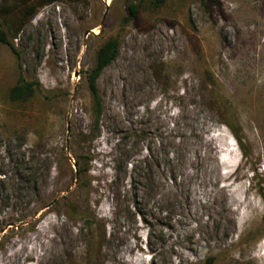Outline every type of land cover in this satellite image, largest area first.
Returning <instances> with one entry per match:
<instances>
[{
	"label": "rangeland",
	"instance_id": "rangeland-1",
	"mask_svg": "<svg viewBox=\"0 0 264 264\" xmlns=\"http://www.w3.org/2000/svg\"><path fill=\"white\" fill-rule=\"evenodd\" d=\"M0 31V264H264V0H0Z\"/></svg>",
	"mask_w": 264,
	"mask_h": 264
},
{
	"label": "trees",
	"instance_id": "trees-1",
	"mask_svg": "<svg viewBox=\"0 0 264 264\" xmlns=\"http://www.w3.org/2000/svg\"><path fill=\"white\" fill-rule=\"evenodd\" d=\"M165 0H152V4L155 7H160L164 4ZM129 11L131 16H135L137 14V7L134 4L129 5ZM0 42L9 46L12 53L17 58L18 62H20L21 56L19 51L14 47V45L7 39L4 31H0ZM120 44L117 39H110L105 42L96 54V62L94 68L87 73V80L90 92L93 97V101L96 108V125L99 124L100 116L102 114V100L97 86V79L100 77L103 70L108 67L119 54ZM39 87L38 82H28L24 78L21 72H19V80L17 85H15L10 91V100L14 102L18 101H26L28 100ZM238 139H241L238 136V133L235 131ZM74 166L76 169V174H86L89 171V163L91 162V158L87 157L85 160L81 156L74 157Z\"/></svg>",
	"mask_w": 264,
	"mask_h": 264
},
{
	"label": "bare ground",
	"instance_id": "bare-ground-1",
	"mask_svg": "<svg viewBox=\"0 0 264 264\" xmlns=\"http://www.w3.org/2000/svg\"><path fill=\"white\" fill-rule=\"evenodd\" d=\"M62 226V225H61ZM50 227H52V226H50ZM59 228V227H58ZM66 229V228H65ZM48 234V233H47ZM39 236V235H38ZM43 237V236H42ZM61 238V237H60ZM60 243V242H59ZM59 245L57 244V241H56V239L54 240V239H49V243H48V245H47V249H48V252L50 253H54V252H57V247H58ZM45 247V246H44ZM43 247V248H44ZM60 247V246H59ZM45 249V248H44ZM59 249V248H58ZM56 254V253H55ZM47 254H46V252L44 253L43 252V254L42 255H39L40 256V260L42 259L43 260V258L45 259V256H46ZM50 255V254H49ZM59 255V254H58ZM57 255V256H58ZM28 258H30V256H28ZM15 264V263H14Z\"/></svg>",
	"mask_w": 264,
	"mask_h": 264
}]
</instances>
